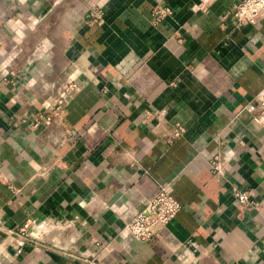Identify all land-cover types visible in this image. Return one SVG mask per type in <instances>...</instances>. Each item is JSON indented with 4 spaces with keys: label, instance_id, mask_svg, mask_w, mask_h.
Returning <instances> with one entry per match:
<instances>
[{
    "label": "crops",
    "instance_id": "obj_1",
    "mask_svg": "<svg viewBox=\"0 0 264 264\" xmlns=\"http://www.w3.org/2000/svg\"><path fill=\"white\" fill-rule=\"evenodd\" d=\"M239 1L0 0V264H264V20ZM163 183L177 216L122 233Z\"/></svg>",
    "mask_w": 264,
    "mask_h": 264
},
{
    "label": "built area",
    "instance_id": "obj_2",
    "mask_svg": "<svg viewBox=\"0 0 264 264\" xmlns=\"http://www.w3.org/2000/svg\"><path fill=\"white\" fill-rule=\"evenodd\" d=\"M167 13H169L168 8H157L155 12V22H159ZM230 14H232L240 24L256 25L261 20H264V0H240L230 10ZM72 88V84H68L55 99L51 114L45 117L47 122H51L53 117L59 115L61 106L70 95ZM253 102L258 109L253 120L264 125V87L254 95ZM182 132V127L176 125L171 136L177 138L182 135ZM216 161L217 159L212 160L210 162V167L218 171L219 166ZM233 193L240 204H246L250 201V193L248 191L233 189ZM144 205L143 209L137 211L126 221L121 230L122 233L141 241H148L158 237L161 231L177 216L182 208L180 201L174 196L169 183L159 185L157 192L144 201ZM64 225L66 227L69 226L68 223ZM62 227L63 225L55 223L51 225L48 230L60 229ZM39 235L41 234L39 233ZM31 237H33V235Z\"/></svg>",
    "mask_w": 264,
    "mask_h": 264
},
{
    "label": "rangeland",
    "instance_id": "obj_3",
    "mask_svg": "<svg viewBox=\"0 0 264 264\" xmlns=\"http://www.w3.org/2000/svg\"><path fill=\"white\" fill-rule=\"evenodd\" d=\"M91 0H63V2L72 3V4H83Z\"/></svg>",
    "mask_w": 264,
    "mask_h": 264
},
{
    "label": "water",
    "instance_id": "obj_4",
    "mask_svg": "<svg viewBox=\"0 0 264 264\" xmlns=\"http://www.w3.org/2000/svg\"><path fill=\"white\" fill-rule=\"evenodd\" d=\"M144 206H145V205H144V202H143L142 205H141L140 208H139V211H140L141 209H143Z\"/></svg>",
    "mask_w": 264,
    "mask_h": 264
}]
</instances>
